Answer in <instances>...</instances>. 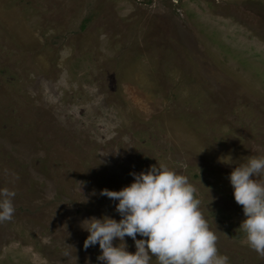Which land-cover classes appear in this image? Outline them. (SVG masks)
I'll use <instances>...</instances> for the list:
<instances>
[{
    "label": "rangeland",
    "instance_id": "obj_1",
    "mask_svg": "<svg viewBox=\"0 0 264 264\" xmlns=\"http://www.w3.org/2000/svg\"><path fill=\"white\" fill-rule=\"evenodd\" d=\"M257 155L264 0H0V189L16 193L0 264H102L80 222L119 221L100 190L161 163L229 264H264L228 179Z\"/></svg>",
    "mask_w": 264,
    "mask_h": 264
},
{
    "label": "clouds",
    "instance_id": "obj_2",
    "mask_svg": "<svg viewBox=\"0 0 264 264\" xmlns=\"http://www.w3.org/2000/svg\"><path fill=\"white\" fill-rule=\"evenodd\" d=\"M235 165L228 179L246 217L240 228L249 247L264 259V155L250 156ZM130 175L133 182L121 190H100V195L118 201L119 221L104 215L80 222L88 233L84 249L98 244L97 260L102 264H151L153 258L157 264H229V258L218 252V237L187 176L163 163ZM15 195L8 188L0 189V223L12 220ZM125 237L134 241V253L126 250ZM114 240L119 241L115 246Z\"/></svg>",
    "mask_w": 264,
    "mask_h": 264
}]
</instances>
